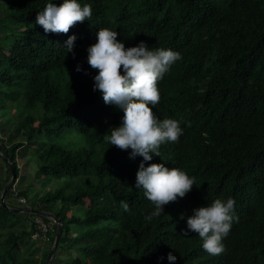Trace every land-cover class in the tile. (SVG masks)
<instances>
[{
	"label": "trees",
	"instance_id": "trees-1",
	"mask_svg": "<svg viewBox=\"0 0 264 264\" xmlns=\"http://www.w3.org/2000/svg\"><path fill=\"white\" fill-rule=\"evenodd\" d=\"M50 2L63 0H5L0 16V115L8 119L14 106L23 137L0 141V193L12 176L5 155L17 178L16 150L33 146L41 161L36 172L58 181L37 199L62 222L50 262L59 259V248L74 245L81 256L67 251L62 264H264V0H77L92 15L67 34L45 33L35 23ZM100 28L116 31L126 48L143 41L182 56L158 81L160 101L149 107L158 120L180 121L183 132L150 161L105 140L123 109L93 90L87 48ZM69 36H75L71 52ZM67 131L79 134V147L56 141ZM38 135L52 137L50 143ZM141 162L180 168L196 185L146 220L154 206L136 187ZM229 197L235 218L225 251L212 256L198 234L182 230L193 209ZM20 207L0 201V227L12 226L7 215ZM55 233L56 224L51 246ZM26 234L11 231L0 241V264H45L51 247L34 260L15 251Z\"/></svg>",
	"mask_w": 264,
	"mask_h": 264
},
{
	"label": "clouds",
	"instance_id": "clouds-1",
	"mask_svg": "<svg viewBox=\"0 0 264 264\" xmlns=\"http://www.w3.org/2000/svg\"><path fill=\"white\" fill-rule=\"evenodd\" d=\"M91 15L90 5L81 7L77 0H63L59 6L47 3L42 11L37 12L35 23L45 33L67 34L75 24L89 20ZM117 35L116 31L109 28H100L96 33V42L87 48V62L96 70L93 90L102 93L105 104L123 109L121 124L110 128V135H106L105 140L121 150L131 149L130 158L139 155L144 161H150V154L160 156V146L165 142H177L183 132L180 121L172 118L158 120L149 107L160 101L158 81L182 56L171 49L150 50L143 41L137 46L126 48L117 39ZM74 41L75 36L68 37L65 42L67 51H72ZM13 180L10 186L14 187ZM193 185H196L195 178L180 168H168L163 163H150L145 166L141 162L136 172V187L143 189L144 196L154 206V210L145 219L151 220L160 216L165 205L174 202L178 197H184L192 190ZM13 187L9 195H18L19 192L15 193ZM121 206L125 211L128 210L126 202L122 201ZM234 206L235 200L229 197L226 200L217 198L207 206L193 209V215L187 217V227L182 230V234L187 236L189 232L196 233L202 240V248L209 255L222 254L225 251L222 241L230 232L235 218ZM40 210L46 214L24 212L30 213L34 218L41 217L51 224L52 229L47 233V241H51L49 235L53 225L56 224L57 229V222L52 217L55 215ZM33 219L34 230L31 237L36 230ZM167 259L174 262L176 256L169 252Z\"/></svg>",
	"mask_w": 264,
	"mask_h": 264
},
{
	"label": "rangeland",
	"instance_id": "rangeland-1",
	"mask_svg": "<svg viewBox=\"0 0 264 264\" xmlns=\"http://www.w3.org/2000/svg\"><path fill=\"white\" fill-rule=\"evenodd\" d=\"M4 2L5 0H0V16L3 14V10L5 9L3 7ZM7 116L9 117L8 119L0 115V141H4L5 143L22 141L23 137L20 135L19 129L22 123V117H18L14 106L8 108ZM37 138L38 140L43 139L45 144H49L52 137L42 138V136L38 135ZM56 141L73 148L80 146V136L74 131H67L63 133L62 135L58 136V138H56ZM15 161L19 167V175L15 179V185L13 188L14 191H16L15 193L21 191L26 192V196L25 199L20 195H9L5 197V202L10 203L11 206L18 207V203H20L22 204V207H20L19 210H10V213H8L7 217L9 218V223H11L12 226L3 225L0 227V241L7 237L11 231H15L16 233L20 232L21 229H25L28 231V234L24 235L23 237H19L21 244L18 245L15 251L20 253L21 259L24 260H34L35 258L41 259L43 253L49 250L52 246L49 243L50 241L43 242L39 238L31 237V233L34 230V228H32V219L34 216H31V214L24 211L30 208L40 210V208H42L45 204L39 203L37 199L44 195L47 191L55 189V187L58 185V181L46 180L43 177V174L36 172L37 164H39L41 161L36 149H34L33 146L30 147L25 145L19 147L16 150ZM3 177L4 173L0 175V181L3 179ZM9 182H12L11 177L7 181V184ZM85 204L88 206V201H85ZM52 211L54 210H50V212ZM75 212L80 213L76 209H71V211H69V213ZM73 233L76 235L79 234V232L75 230ZM74 249V245H71L70 247L66 246L63 249L59 248V259H53L52 263L49 262V264H62L63 259L67 257L65 256L67 251H72V256H81L80 252L73 251Z\"/></svg>",
	"mask_w": 264,
	"mask_h": 264
},
{
	"label": "water",
	"instance_id": "water-1",
	"mask_svg": "<svg viewBox=\"0 0 264 264\" xmlns=\"http://www.w3.org/2000/svg\"><path fill=\"white\" fill-rule=\"evenodd\" d=\"M5 160L7 161V163L9 164L10 168H11V171H12V176H11V179L13 180L15 178V173H14V168L12 166V164L8 161L7 159V156L5 155ZM12 184V182H9L8 184H6V186L4 187L3 189V192L0 196V201H1V204H5L4 203V198H5V194H6V191L7 189L9 188V186ZM25 211H29V212H32V213H35V214H38V215H45L46 213L41 211V210H37V209H28V210H25ZM53 219L57 222V229H56V233H55V237H54V242H53V245L51 247V250L48 254V257L46 259V262L45 264H49L51 258H52V255L56 249V246H57V243H58V239L60 237V233H61V230H62V223H61V220L56 218V216H52Z\"/></svg>",
	"mask_w": 264,
	"mask_h": 264
},
{
	"label": "built area",
	"instance_id": "built-area-1",
	"mask_svg": "<svg viewBox=\"0 0 264 264\" xmlns=\"http://www.w3.org/2000/svg\"><path fill=\"white\" fill-rule=\"evenodd\" d=\"M33 226H35L36 230L33 232L32 237L47 241V233L52 229L51 224L44 221L41 217H35L33 219Z\"/></svg>",
	"mask_w": 264,
	"mask_h": 264
}]
</instances>
